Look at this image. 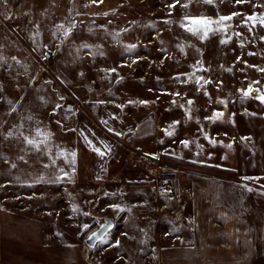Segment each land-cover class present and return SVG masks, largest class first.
Instances as JSON below:
<instances>
[{
  "label": "rangeland",
  "instance_id": "obj_1",
  "mask_svg": "<svg viewBox=\"0 0 264 264\" xmlns=\"http://www.w3.org/2000/svg\"><path fill=\"white\" fill-rule=\"evenodd\" d=\"M185 16L232 18L202 40ZM250 16L264 0H0V264H172L182 253L159 249L191 225L193 194L219 179L261 197L264 27ZM109 100L156 112L158 143L123 149L100 176L75 119ZM103 215L115 228L89 248Z\"/></svg>",
  "mask_w": 264,
  "mask_h": 264
},
{
  "label": "crops",
  "instance_id": "obj_2",
  "mask_svg": "<svg viewBox=\"0 0 264 264\" xmlns=\"http://www.w3.org/2000/svg\"><path fill=\"white\" fill-rule=\"evenodd\" d=\"M87 105L88 109L78 111L75 126L83 148L93 156L94 169L100 171L97 175H106L108 164L119 162L123 149L153 151L158 143L156 112L128 116L112 100L90 101ZM92 146L105 155H97ZM216 186L215 195L203 192L197 200L194 194L190 197L191 225L180 228L159 250L177 249L182 253V258L172 264H264V194L259 197L256 189L249 192L243 185L219 179ZM193 218H205L210 225L197 226ZM158 264L167 263L158 257Z\"/></svg>",
  "mask_w": 264,
  "mask_h": 264
},
{
  "label": "snow or ice",
  "instance_id": "obj_3",
  "mask_svg": "<svg viewBox=\"0 0 264 264\" xmlns=\"http://www.w3.org/2000/svg\"><path fill=\"white\" fill-rule=\"evenodd\" d=\"M103 0H92V3H102ZM204 3L206 4H211L213 2V0H203ZM237 2H242V0H237ZM176 3H179V0H176ZM176 6V4H170L168 5L169 8H174ZM182 7H188V4H183L181 5ZM232 17L228 16V17H224V16H221L219 18V20H213L211 19L210 17H204V16H200V17H191V16H185V19L189 22V25L190 26H184L185 27V30L190 32L193 36H197L199 39H206L210 33H214L216 31L215 28L212 27L213 24H219L221 23L222 21L224 20H229L231 19ZM248 20H252V21H256V20H259V23L262 27H264V17H253V16H250L248 17ZM168 22V21H166ZM58 27H63V26H58ZM75 27V25H71L68 29H65L64 32H63V35L65 36V38H67L69 36V34L71 33V29ZM251 31V29H250ZM262 39H264V37H262ZM221 43H224V41H221ZM82 47H88V45H82ZM131 47H135V45H132ZM2 59V58H0ZM261 71H264V69H261ZM258 83V81H257ZM252 89H251V86L249 87V90L248 91H244L243 92V95L245 97H248L251 93ZM257 91H259L257 89ZM256 99H258L261 103H264V95H258L255 97ZM141 103H146V102H141ZM189 103H191V101H189ZM13 111H15V109H13ZM223 115V113H214L212 117H208V119H211V120H216L218 118H220L221 116ZM28 119H31V117H29ZM179 122H174L173 125H170V128L174 127L175 124H178ZM22 127V126H21ZM109 131H112L111 129H109ZM165 134L168 135V136H172L173 135V132L172 131H165ZM13 135L12 132H9L7 134V137H5V139H7L8 137H11ZM20 136H23V133L21 132L19 134ZM37 135H41V133L39 132V130L37 131ZM116 135H121V133H116ZM47 139V136L45 137ZM23 139L24 141L28 144V145H31L34 149H36L37 151H39V144L37 143V141L35 139H29L27 136H23ZM85 140L87 143H89L91 145V141L88 140L87 137H85ZM182 144H184L185 146L188 145V141H182L181 142ZM213 143H215V141H213ZM227 147H231V145H227ZM105 148L107 149L108 152L111 151V149L105 145ZM92 150L94 152H96L97 155L103 157L105 155V152H102L99 148L95 147V146H92ZM71 157H72V160H71V163H75V157H76V153L73 152L70 154ZM20 159H23V157H20ZM55 163V161H53V164ZM12 167H15V165L13 164ZM45 167H47V165H45ZM61 172H63V169L60 170ZM65 175H67V173H64ZM60 177H57V180H59ZM244 179H257V178H252V177H245ZM249 192L252 191L251 188H248L247 189ZM85 228L88 227V225H84ZM96 236V233L93 232L91 236H89V240H91L93 237ZM98 239L100 240V243H104L105 240L103 237H98Z\"/></svg>",
  "mask_w": 264,
  "mask_h": 264
},
{
  "label": "water",
  "instance_id": "obj_4",
  "mask_svg": "<svg viewBox=\"0 0 264 264\" xmlns=\"http://www.w3.org/2000/svg\"><path fill=\"white\" fill-rule=\"evenodd\" d=\"M101 219L103 220L102 224L95 229L93 232L96 233V236L93 237L91 240H89V236L92 235L93 232H91L88 237L85 239V244L89 247V248H95L96 245L100 242V240L98 239V237H105L106 234L108 232H110L113 228H115V219L107 216V215H103L101 216Z\"/></svg>",
  "mask_w": 264,
  "mask_h": 264
}]
</instances>
